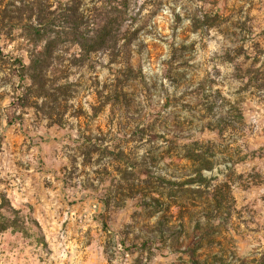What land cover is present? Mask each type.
Returning <instances> with one entry per match:
<instances>
[{"label": "rangeland", "instance_id": "rangeland-1", "mask_svg": "<svg viewBox=\"0 0 264 264\" xmlns=\"http://www.w3.org/2000/svg\"><path fill=\"white\" fill-rule=\"evenodd\" d=\"M116 1L0 0V264H264V0H127L33 82Z\"/></svg>", "mask_w": 264, "mask_h": 264}, {"label": "trees", "instance_id": "trees-1", "mask_svg": "<svg viewBox=\"0 0 264 264\" xmlns=\"http://www.w3.org/2000/svg\"><path fill=\"white\" fill-rule=\"evenodd\" d=\"M126 1L118 0L115 5H112L114 3L102 4L95 9L97 12L91 15L81 11L76 4L63 7L55 16V19L62 23L61 29H53V23L51 22L43 27H30V34L45 41L41 49L38 50L35 46L33 51L30 52V62L25 67L30 71L33 82L40 81L46 74L48 60L58 38L60 39L62 36L67 37L77 46L83 55L98 50L113 51L120 35V19L123 12L121 8L125 6Z\"/></svg>", "mask_w": 264, "mask_h": 264}]
</instances>
